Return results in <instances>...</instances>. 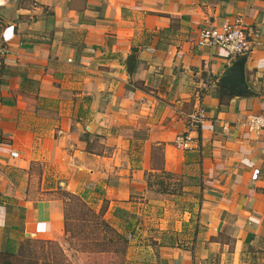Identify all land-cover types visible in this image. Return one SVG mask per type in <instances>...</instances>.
<instances>
[{
  "label": "crops",
  "instance_id": "obj_1",
  "mask_svg": "<svg viewBox=\"0 0 264 264\" xmlns=\"http://www.w3.org/2000/svg\"><path fill=\"white\" fill-rule=\"evenodd\" d=\"M235 17L261 43L246 98L217 83L232 60L194 43ZM2 35L0 250L59 239L65 191L140 215L132 236H158L142 264H264V131L243 126L264 113V0H9Z\"/></svg>",
  "mask_w": 264,
  "mask_h": 264
},
{
  "label": "rangeland",
  "instance_id": "obj_2",
  "mask_svg": "<svg viewBox=\"0 0 264 264\" xmlns=\"http://www.w3.org/2000/svg\"><path fill=\"white\" fill-rule=\"evenodd\" d=\"M59 197L65 202L64 234L57 240L28 238L26 249L38 264H142L156 255L151 251L158 236H132L134 227L146 226L140 215L121 214L115 221L106 219L105 203L96 210L65 191Z\"/></svg>",
  "mask_w": 264,
  "mask_h": 264
},
{
  "label": "built area",
  "instance_id": "obj_3",
  "mask_svg": "<svg viewBox=\"0 0 264 264\" xmlns=\"http://www.w3.org/2000/svg\"><path fill=\"white\" fill-rule=\"evenodd\" d=\"M9 0H0V7L6 5ZM6 38L0 36V62L6 53ZM194 43L197 47L211 46L222 50L225 56L233 60L239 56H249L253 50L260 47L257 31H248L242 18L228 19L219 25L210 24L198 30ZM206 110L200 100L194 109L187 115L185 131L174 139V146L178 150L192 149L201 126L206 121ZM247 132L264 131V113L250 115L243 124Z\"/></svg>",
  "mask_w": 264,
  "mask_h": 264
},
{
  "label": "water",
  "instance_id": "obj_4",
  "mask_svg": "<svg viewBox=\"0 0 264 264\" xmlns=\"http://www.w3.org/2000/svg\"><path fill=\"white\" fill-rule=\"evenodd\" d=\"M132 51H136L135 48ZM247 56H239L232 60L231 64L225 68L223 74L218 79L217 83L222 88L228 90L230 94L237 98H246L256 95L251 91L245 79V63ZM133 69V59L127 60L126 72L131 75Z\"/></svg>",
  "mask_w": 264,
  "mask_h": 264
},
{
  "label": "trees",
  "instance_id": "obj_5",
  "mask_svg": "<svg viewBox=\"0 0 264 264\" xmlns=\"http://www.w3.org/2000/svg\"><path fill=\"white\" fill-rule=\"evenodd\" d=\"M71 196L77 197L81 199L84 203V199L76 194H71L69 192H66ZM65 204V202L63 201ZM86 204V203H85ZM64 212V207H63ZM100 215V213H98ZM101 216V215H100ZM30 244V241L26 239L23 244L20 245L19 249H17V252L5 250H0V264H38L37 260H35L30 253L28 252V249H26Z\"/></svg>",
  "mask_w": 264,
  "mask_h": 264
}]
</instances>
